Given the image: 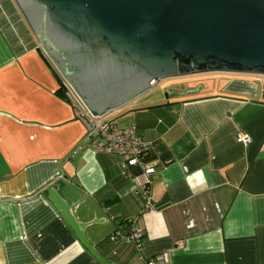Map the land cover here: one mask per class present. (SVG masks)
Returning a JSON list of instances; mask_svg holds the SVG:
<instances>
[{
  "label": "crops",
  "instance_id": "crops-1",
  "mask_svg": "<svg viewBox=\"0 0 264 264\" xmlns=\"http://www.w3.org/2000/svg\"><path fill=\"white\" fill-rule=\"evenodd\" d=\"M4 21L18 22L10 0H0V264H103L54 196L85 224L107 264H146L164 253L169 264H264V76L168 79L166 98L146 92L106 116L152 143L145 163L156 174L145 209L121 157L84 145L71 88L39 37L36 47L18 40L14 49ZM239 132L249 144L237 141ZM128 174L145 182L140 167ZM131 225L143 232L140 250L109 239Z\"/></svg>",
  "mask_w": 264,
  "mask_h": 264
},
{
  "label": "water",
  "instance_id": "water-1",
  "mask_svg": "<svg viewBox=\"0 0 264 264\" xmlns=\"http://www.w3.org/2000/svg\"><path fill=\"white\" fill-rule=\"evenodd\" d=\"M10 5L18 18L11 26L4 21L12 47L18 40L36 47L37 35L61 79L96 115L126 105L153 82L206 73L264 76V0H10ZM66 84L60 81L65 92ZM51 199L89 253L107 264L84 235L85 224L62 199Z\"/></svg>",
  "mask_w": 264,
  "mask_h": 264
},
{
  "label": "built area",
  "instance_id": "built-area-1",
  "mask_svg": "<svg viewBox=\"0 0 264 264\" xmlns=\"http://www.w3.org/2000/svg\"><path fill=\"white\" fill-rule=\"evenodd\" d=\"M158 83L153 82L152 87ZM72 92L68 93L70 103L74 106L77 117L86 128L83 143L86 147L97 153L114 154L121 157V168L131 181L137 183L145 200V209H151V192L152 180L151 177L156 174L154 165H147L145 157L152 143L141 138L135 127L121 129L114 122L110 121L104 115H96L92 113L83 103V101ZM237 141L241 144H249L250 138L244 132L237 134ZM131 167H140L145 176L144 183H138L137 180L128 174V169ZM133 222V221H131ZM113 243H129L133 244L138 250L142 247L143 232L138 230L133 225L130 229L119 227L114 233L109 236ZM146 264H169V254L164 253L156 258L146 261Z\"/></svg>",
  "mask_w": 264,
  "mask_h": 264
},
{
  "label": "rangeland",
  "instance_id": "rangeland-1",
  "mask_svg": "<svg viewBox=\"0 0 264 264\" xmlns=\"http://www.w3.org/2000/svg\"><path fill=\"white\" fill-rule=\"evenodd\" d=\"M219 74V75H218ZM226 76H231V75H220V73H206V74H201V75H199V76H195V77H187L188 79H190V80H193L192 82H194V81H196V80H198V81H196V82H200V83H203V84H207L206 83V79L205 78H209L208 80H211V78H214L215 79V77L216 78H224V77H226ZM186 78V77H185ZM186 78V80H188ZM184 79V78H183ZM183 79H179V80H177V81H175V82H172L173 84H171V85H169V86H167L166 87V89L167 88H169V87H173V85H174V83H177V82H182L183 81ZM207 82H209V81H207ZM162 82L161 83H159L157 86H156V88H154L153 90H150L149 92H147V96H150L151 98H154V97H159V96H161V98L162 97H164V98H166V95L168 94V90H163L162 89Z\"/></svg>",
  "mask_w": 264,
  "mask_h": 264
},
{
  "label": "trees",
  "instance_id": "trees-1",
  "mask_svg": "<svg viewBox=\"0 0 264 264\" xmlns=\"http://www.w3.org/2000/svg\"><path fill=\"white\" fill-rule=\"evenodd\" d=\"M60 80V79H59ZM61 82H62V80H60ZM61 92L63 91V89L61 88V90H60Z\"/></svg>",
  "mask_w": 264,
  "mask_h": 264
}]
</instances>
